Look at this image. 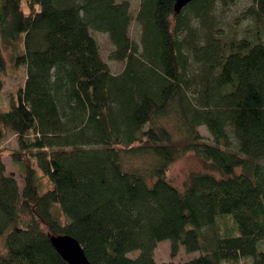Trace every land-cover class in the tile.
Listing matches in <instances>:
<instances>
[{
	"label": "trees",
	"instance_id": "obj_1",
	"mask_svg": "<svg viewBox=\"0 0 264 264\" xmlns=\"http://www.w3.org/2000/svg\"><path fill=\"white\" fill-rule=\"evenodd\" d=\"M234 2L192 0L177 13L176 0H142L140 44L128 0H0V95L4 47L27 68L0 112V146L16 136L25 182L0 155V264H69L51 241L65 234L93 264H158L166 239L173 257L181 247L201 254L162 264H264V40L220 33L214 10ZM247 13L264 25V0ZM92 29L110 36L122 72ZM171 117L180 141L162 123ZM188 151L219 175L193 172L181 190L168 172ZM124 153L153 161L131 170ZM219 218L235 230L221 233Z\"/></svg>",
	"mask_w": 264,
	"mask_h": 264
},
{
	"label": "rangeland",
	"instance_id": "obj_2",
	"mask_svg": "<svg viewBox=\"0 0 264 264\" xmlns=\"http://www.w3.org/2000/svg\"><path fill=\"white\" fill-rule=\"evenodd\" d=\"M128 1L131 4V11L134 16V20L130 28V36L134 41L142 44L143 29L142 25L137 20L142 0ZM252 4L253 0H236V2L227 6L219 3L214 10L213 18L217 25L216 27L220 28V33L226 36V38L240 39L243 37H249L253 40L257 39V35H259L264 40V25H257L255 19L247 13L248 8ZM192 26L198 31L202 28L201 21L195 16L192 17ZM91 32L97 39L101 56L109 65L111 71L113 73L122 72L125 67V63L112 58L111 54L114 49V45L110 36L105 32L96 31L94 29H92ZM4 57L6 61V69L1 75L4 89L0 95V112L6 111L10 108L13 98L16 99L17 97V90L25 84L27 77L26 66H17L13 62V51L10 48L4 47ZM162 123L167 125L175 133L177 141L182 140L184 134L178 131L177 122L173 117L162 120ZM199 131L205 137L206 141L214 143L213 136L205 125L200 126ZM231 149L234 151L237 150L235 146ZM17 150H19L18 140L15 135L11 134L2 142L0 146V155L6 164L7 173L14 174L20 187L22 188L25 184L21 175L22 167L13 161L11 155L13 151ZM123 158L126 168L131 170L139 169L140 171L147 170L153 161L152 156H133L125 153ZM262 163H264V160H262ZM206 171L219 175V172L206 168L202 159L194 151H188L170 166L168 176L174 185L179 187L181 190H184L185 184L193 172ZM37 181L42 186V191H46L50 186L48 183L49 181L40 171L37 175ZM56 213L62 219L64 218V214L59 208L56 209ZM227 216L234 219L231 214H228ZM232 219L219 218L215 227L219 228L221 233H224L228 229H234V222ZM206 231L211 232L209 228H207ZM3 240H5V236L3 237ZM200 254V251L187 252L184 247H181L178 255L173 257L171 254V241L166 239L158 244L155 251V258L158 264H162L164 262L179 263L193 259ZM129 255L137 257L139 255V251H132Z\"/></svg>",
	"mask_w": 264,
	"mask_h": 264
},
{
	"label": "water",
	"instance_id": "obj_3",
	"mask_svg": "<svg viewBox=\"0 0 264 264\" xmlns=\"http://www.w3.org/2000/svg\"><path fill=\"white\" fill-rule=\"evenodd\" d=\"M192 0H176L175 10L181 12ZM51 241L59 254L69 264H93L80 241L68 234L52 235Z\"/></svg>",
	"mask_w": 264,
	"mask_h": 264
}]
</instances>
